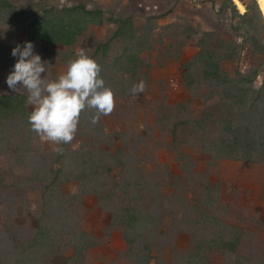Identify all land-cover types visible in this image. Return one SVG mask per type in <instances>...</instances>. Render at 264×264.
Instances as JSON below:
<instances>
[{"label": "rangeland", "instance_id": "rangeland-1", "mask_svg": "<svg viewBox=\"0 0 264 264\" xmlns=\"http://www.w3.org/2000/svg\"><path fill=\"white\" fill-rule=\"evenodd\" d=\"M255 3L244 0L241 13L229 0H0V95L26 100L23 87L13 93L5 80L13 47L30 41L49 63V80L84 48L115 102L97 124L93 109L82 111L69 144L33 132L26 103L4 121L0 264L2 251L12 255L9 264L25 245L33 253L41 223L59 244L47 255L36 247L45 264H264V146L244 154L249 133L264 142L254 106L264 109V22ZM79 5L99 13L70 18L67 10ZM50 16L70 24V43L31 41L33 22ZM141 81L145 91L133 96ZM235 127L247 133L241 144H233ZM100 158L105 165L95 166ZM85 175L97 192L81 194ZM130 214L139 229L132 244ZM235 233L234 251L211 242ZM196 243L202 259L193 258Z\"/></svg>", "mask_w": 264, "mask_h": 264}, {"label": "clouds", "instance_id": "clouds-1", "mask_svg": "<svg viewBox=\"0 0 264 264\" xmlns=\"http://www.w3.org/2000/svg\"><path fill=\"white\" fill-rule=\"evenodd\" d=\"M11 55L16 62L5 83L13 93L20 87L25 90V103L32 107L28 115L30 129L42 140L55 145L69 144L75 137L82 111L94 110L92 124L113 111L114 94L105 86L100 65L84 48L67 62L66 71L53 80L47 79L49 63L34 52L32 42L17 44ZM144 91L143 81L130 89L133 96ZM55 151L61 152L62 148Z\"/></svg>", "mask_w": 264, "mask_h": 264}, {"label": "trees", "instance_id": "trees-1", "mask_svg": "<svg viewBox=\"0 0 264 264\" xmlns=\"http://www.w3.org/2000/svg\"><path fill=\"white\" fill-rule=\"evenodd\" d=\"M229 1L230 2L233 1V4L236 6V8L241 13L245 12V6L243 4L244 0H229ZM256 1L258 3V8H259V12H260L262 21L264 22V17H263L264 16L263 15L264 4L263 3H261L259 0H250L251 5H249L248 8L251 6L256 8V3H255ZM239 5L242 6L243 11H241ZM67 11H68L70 18H74V19H76L77 14L80 16H85V15H88L89 13L95 14V15H98V13H99V11H97V10L96 11L86 10L83 5H79L77 7L69 8ZM72 12L76 14L75 17H73V15L70 14ZM41 21H43V23ZM120 22H122V21H120ZM123 22L126 23L125 21H123ZM33 24L36 25V27L33 29L32 32L29 33L31 41L34 40V38H40L43 40H45V39L58 40V41L62 42L63 44H68L71 42L72 38H74L75 32L69 30L70 24L68 22H64L62 20L58 21L56 19V17H54V16H50L49 20H47L46 22H44L43 17L37 18L33 22ZM34 25H32V27ZM202 40L203 39H201L200 46H201V50H203L204 54H200L201 57H203L208 50L207 48H205L206 44H204V42H203L204 40L203 41ZM203 46H204V49H202ZM208 65L210 67L213 66L214 75H218V71H217L218 67L215 65V63L212 62L211 65L210 64H208ZM221 80H223V78ZM254 106L256 108V111L260 112V119L262 120L264 117L263 116L264 115V109L263 108L260 109L257 106V104ZM24 111H26L25 100L21 95H17V94L0 95V133L2 134V131H5L7 129V128H5L4 121H6L9 117L14 116L16 114L24 113ZM1 126H2V128H1ZM230 127H231V125L229 123V125L226 126V129L228 130V129H230ZM4 128H5V130H4ZM235 128H236V132H235L233 144L234 145L236 143L241 144L240 137L244 136L243 134L245 132L241 131L240 127H235ZM226 129H224V130L226 131ZM245 134L247 135V133H245ZM257 134H258L257 131L254 132V134H253V132L249 133L250 140L246 141V143L244 144L245 148H246L244 154H249L251 150H258V149L262 148V146H264L263 141L261 143L260 142L258 143V138L254 139V136ZM2 138H4V137H2L0 135V143H3V141H4V140H1ZM229 155H231V154H229ZM247 156H250V155H247ZM94 162H97V163H94L95 166L96 165H98V166H104L105 165V163H104L105 161L101 158L95 159ZM93 177L92 176L86 177V175H85V177H83L84 183H83V191L81 192V194H86V193H90V192H92V193L97 192V188L95 186L97 183H95V182L92 183V181L94 179ZM136 219H137V217L130 214L128 216L127 223L125 225V226H128V229H126V231H125V240L130 244H132L134 241V239L132 238L133 233L139 232V229H137L136 232L134 229V222ZM53 230L54 229L50 228L49 225L47 226V224L45 225V224L41 223L40 226L38 227V230H37L35 236L32 237L33 239L31 241V243H29L31 247L32 246L35 247V249L33 251L34 254L32 253V250H30V248L26 249V248H28V246L25 245V246L20 248V251H21L20 254L22 257H19V258L17 257V259L14 258V262H12V264H45L46 263L45 259L40 256V254H42L40 252L41 250H38L36 247L38 245L40 246V248L45 247L43 249L44 250L43 254H45V255H47L48 254L47 252L49 251V250H45L46 248H49L51 246V248L56 249L59 244L53 245L54 243H52V241L49 238V236H50L49 231H53ZM233 236L234 237H226V238L219 237L220 241H216L217 239L215 237V239L211 240V242L214 244L219 242L220 247H222L226 250H229V251H234L237 248L238 240H239L238 238L240 235L238 233H235V234H233ZM58 242L61 243V241H58ZM89 242L90 241H86V240L83 241V243L85 245H89ZM90 244H93V243H90ZM201 245L202 244H197V243L195 245L196 246L195 247L196 248V251H195L196 255L193 256V258L195 260H197L199 257L201 259L203 258V256H202L203 252L201 251V248H202ZM148 248L149 247H147L146 244L144 246H142V250H140L138 255L135 256L136 260L141 261L140 258L146 259V253L148 251ZM2 253H3L2 254L3 255V257H2L3 264H9V262L12 261V258H10L11 254H9V252L6 250L2 251ZM29 257L31 258V260H29ZM42 258H43V260H42ZM193 263L190 259H187L185 264H193Z\"/></svg>", "mask_w": 264, "mask_h": 264}, {"label": "bare ground", "instance_id": "bare-ground-1", "mask_svg": "<svg viewBox=\"0 0 264 264\" xmlns=\"http://www.w3.org/2000/svg\"><path fill=\"white\" fill-rule=\"evenodd\" d=\"M261 10V9H260Z\"/></svg>", "mask_w": 264, "mask_h": 264}]
</instances>
